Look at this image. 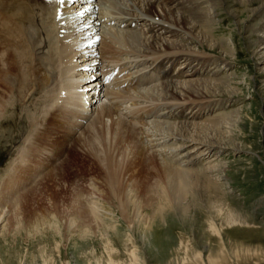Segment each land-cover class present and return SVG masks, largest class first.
Masks as SVG:
<instances>
[{
    "label": "bare ground",
    "instance_id": "bare-ground-1",
    "mask_svg": "<svg viewBox=\"0 0 264 264\" xmlns=\"http://www.w3.org/2000/svg\"><path fill=\"white\" fill-rule=\"evenodd\" d=\"M236 1L0 0V96L4 91L13 94L26 83L32 85L23 87L29 85L27 95L49 91L46 128L56 127L72 137L78 132L84 136L97 123L114 131L119 128L125 148L114 154L121 162L138 156L145 163L162 164L169 185L166 195L185 216L190 205H184V194L195 189L202 190V199L204 191L212 194L200 175L217 188L221 185L217 181L227 179L222 173L228 164L219 161L226 147L219 140L231 139L234 112L211 115L225 105L217 100L224 95L223 88L230 97L238 95V89L230 86L235 74L220 75L238 59L239 43L233 33L225 35L221 30V8L240 5L239 10L232 8L234 22L229 27L231 32H246L255 42L251 56L264 74V19L258 21L264 0ZM200 48L221 52L229 60ZM10 105L0 101V122ZM35 117H30L31 126ZM150 118L157 119L147 121ZM203 118L208 124L201 123ZM139 128L160 136L151 143L143 137L150 143L148 151L142 137L145 146L138 143ZM38 150L34 153L42 158L59 154L48 145ZM114 154L105 160L115 164ZM215 173L219 177L213 180L210 174ZM111 177L117 187L116 174ZM223 198L211 207L223 206ZM223 211L220 207L216 212ZM225 216L229 226L250 224L236 209L229 208ZM198 258H203L201 252L195 253L194 259Z\"/></svg>",
    "mask_w": 264,
    "mask_h": 264
},
{
    "label": "rangeland",
    "instance_id": "rangeland-1",
    "mask_svg": "<svg viewBox=\"0 0 264 264\" xmlns=\"http://www.w3.org/2000/svg\"><path fill=\"white\" fill-rule=\"evenodd\" d=\"M239 7L226 5L218 17L224 20L225 35L233 33L239 43L238 59L220 75L235 74L230 86L238 95L230 97L223 88L217 100L225 105L211 115L234 112L231 141L215 138L226 147L219 161L228 164L222 173L227 181H217V188L199 173L212 194L204 191L205 200L202 190L184 194V205H190L185 216L166 195L162 164L138 156L121 162L114 154L125 148L119 128L97 123L84 136L78 132L72 137L46 128L49 91L27 95L32 85L26 83L13 94L1 93L0 101L11 105L0 122V264H264V74L251 56L255 42L229 27L232 8ZM263 19L264 13L258 21ZM200 49L229 60L221 52ZM31 115H36V125L31 126ZM204 119L201 123H207ZM144 131L139 128L138 143L160 137ZM147 143L144 149L150 148ZM46 145L59 154L42 158L34 153ZM113 154L118 163L108 165L105 159ZM114 172L117 187L112 185ZM216 195L224 196L223 206L211 207ZM220 207L224 211L217 213ZM229 208L245 214L250 224L226 225ZM196 252L203 258L195 260Z\"/></svg>",
    "mask_w": 264,
    "mask_h": 264
}]
</instances>
